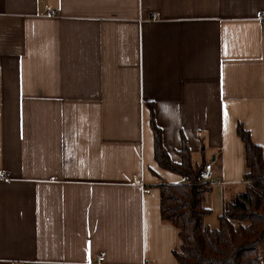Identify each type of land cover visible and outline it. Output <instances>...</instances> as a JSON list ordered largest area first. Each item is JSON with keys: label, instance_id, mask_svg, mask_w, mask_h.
I'll return each instance as SVG.
<instances>
[{"label": "crops", "instance_id": "1", "mask_svg": "<svg viewBox=\"0 0 264 264\" xmlns=\"http://www.w3.org/2000/svg\"><path fill=\"white\" fill-rule=\"evenodd\" d=\"M263 19L264 0H0V264H175L151 111L172 161L185 142L211 165L218 214L245 185L238 123L264 157Z\"/></svg>", "mask_w": 264, "mask_h": 264}, {"label": "trees", "instance_id": "2", "mask_svg": "<svg viewBox=\"0 0 264 264\" xmlns=\"http://www.w3.org/2000/svg\"><path fill=\"white\" fill-rule=\"evenodd\" d=\"M154 159L156 163L189 182L161 181L159 208L161 222L177 230L178 245L172 254L175 264H264V157L261 146L254 143L241 123L236 133L243 143L245 173L244 191L233 200L223 201L217 214L218 225L211 228L206 217L211 209L205 206L211 185L199 182L204 165H198L185 144L179 151L180 162L170 159L162 144L161 130L154 123Z\"/></svg>", "mask_w": 264, "mask_h": 264}, {"label": "built area", "instance_id": "3", "mask_svg": "<svg viewBox=\"0 0 264 264\" xmlns=\"http://www.w3.org/2000/svg\"><path fill=\"white\" fill-rule=\"evenodd\" d=\"M263 25H264V19L262 20ZM210 168L211 165L210 164H206L204 166V168L202 169V171L200 172L199 175V182L200 183H209L210 185L214 184V182L212 181V175L210 172ZM137 184H139L141 187H143V192H149L150 189L145 187V184L141 181V180H136L135 181ZM185 182H189V179L187 176L184 175H179L178 178L173 182L174 184H179V183H185ZM245 182H248L247 180ZM99 261L103 260V256H99L98 258Z\"/></svg>", "mask_w": 264, "mask_h": 264}, {"label": "rangeland", "instance_id": "4", "mask_svg": "<svg viewBox=\"0 0 264 264\" xmlns=\"http://www.w3.org/2000/svg\"><path fill=\"white\" fill-rule=\"evenodd\" d=\"M244 191V185H241L240 186V189H239V193L243 192ZM227 194V192H226ZM225 194V195H226ZM234 198H225V201H230V200H233ZM214 204L212 205V213L207 216L206 218V223L211 227V228H215L217 227V224H218V221H217V211L216 209L213 207Z\"/></svg>", "mask_w": 264, "mask_h": 264}]
</instances>
